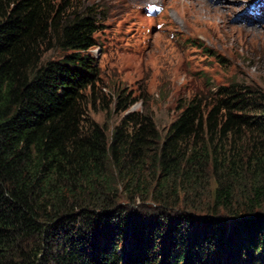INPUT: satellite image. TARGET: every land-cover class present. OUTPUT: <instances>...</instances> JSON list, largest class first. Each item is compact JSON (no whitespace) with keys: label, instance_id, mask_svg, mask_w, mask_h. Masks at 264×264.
Masks as SVG:
<instances>
[{"label":"trees","instance_id":"16d2710c","mask_svg":"<svg viewBox=\"0 0 264 264\" xmlns=\"http://www.w3.org/2000/svg\"><path fill=\"white\" fill-rule=\"evenodd\" d=\"M100 27L92 7L0 0V264H264V91L108 133L84 96Z\"/></svg>","mask_w":264,"mask_h":264},{"label":"rangeland","instance_id":"374dc122","mask_svg":"<svg viewBox=\"0 0 264 264\" xmlns=\"http://www.w3.org/2000/svg\"><path fill=\"white\" fill-rule=\"evenodd\" d=\"M202 1L212 10L196 7L194 18L184 0H57L92 7L101 25L90 51L98 79L84 96L89 116L108 133L132 112L150 115L164 135L195 98L232 84L264 91V0ZM149 4L161 11L148 16ZM119 104L131 107L123 112ZM209 200L208 193L199 199L203 211Z\"/></svg>","mask_w":264,"mask_h":264},{"label":"bare ground","instance_id":"6f19581e","mask_svg":"<svg viewBox=\"0 0 264 264\" xmlns=\"http://www.w3.org/2000/svg\"><path fill=\"white\" fill-rule=\"evenodd\" d=\"M148 1V0H147ZM150 1V0H149ZM184 3L187 5V8L189 10V14L192 15V17L196 18L197 14H198V9L196 7H199L203 10H209L211 9L209 7V5L206 4V2L202 1V0H184ZM258 6H260L261 1H258ZM257 6V7H258ZM183 9V8H182ZM212 10V9H211ZM235 10V9H233ZM259 10V9H258ZM184 11V10H183ZM237 11V10H236ZM184 14V12H183ZM264 15V12H263ZM239 18H242V16L240 15ZM186 19V18H185ZM207 20V19H206Z\"/></svg>","mask_w":264,"mask_h":264}]
</instances>
